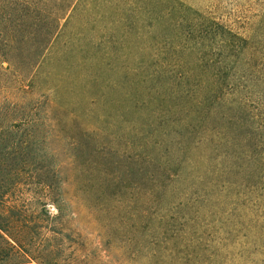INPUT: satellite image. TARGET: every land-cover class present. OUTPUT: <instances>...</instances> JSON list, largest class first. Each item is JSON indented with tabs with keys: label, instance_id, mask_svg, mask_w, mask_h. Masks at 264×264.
I'll list each match as a JSON object with an SVG mask.
<instances>
[{
	"label": "rangeland",
	"instance_id": "1",
	"mask_svg": "<svg viewBox=\"0 0 264 264\" xmlns=\"http://www.w3.org/2000/svg\"><path fill=\"white\" fill-rule=\"evenodd\" d=\"M105 6L79 32L93 43L83 34L66 48L63 35L34 75L0 74V233L23 237L0 264H264V174L129 170L115 153L146 120L127 97L138 67L189 42L196 14L264 35V0ZM49 189L62 192L60 216Z\"/></svg>",
	"mask_w": 264,
	"mask_h": 264
},
{
	"label": "trees",
	"instance_id": "2",
	"mask_svg": "<svg viewBox=\"0 0 264 264\" xmlns=\"http://www.w3.org/2000/svg\"><path fill=\"white\" fill-rule=\"evenodd\" d=\"M105 9V0H0V74L11 68L19 77L34 75L58 38L71 47ZM186 20L182 37L189 42L160 47L138 67L143 78L128 79L131 110L143 109L146 120L121 135L115 153L129 170L173 174L200 166L223 183L264 174V35L241 34L200 14ZM54 195L46 193L60 216L62 192ZM8 235L0 233V251L23 239Z\"/></svg>",
	"mask_w": 264,
	"mask_h": 264
}]
</instances>
